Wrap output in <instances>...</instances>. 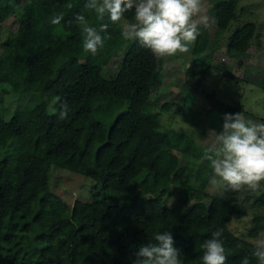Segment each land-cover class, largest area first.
Returning <instances> with one entry per match:
<instances>
[{
    "label": "trees",
    "instance_id": "1",
    "mask_svg": "<svg viewBox=\"0 0 264 264\" xmlns=\"http://www.w3.org/2000/svg\"><path fill=\"white\" fill-rule=\"evenodd\" d=\"M209 1L215 27L211 34L199 28L190 78L211 68V55L235 17L238 0ZM86 3L24 0L16 10L0 0V23L9 15L17 21L15 33L0 40V263L133 264L141 245L170 231L183 264H203L201 245L222 230L226 264L245 257L258 264L254 244L227 226L244 213L236 199L206 192L212 170L201 161L204 149L184 132L162 127L152 112L170 106L151 96L162 78L160 59L138 41L125 40L119 23L98 19ZM56 13L64 16L59 25L50 22ZM78 14L97 30L108 25L96 55L83 49ZM134 14L133 8L125 19ZM254 30L250 21L236 27L227 54L239 59ZM116 55V71L107 73ZM217 69L224 80L237 81L222 64ZM41 80L47 88L38 89ZM20 93L29 94L26 102L5 116L3 96ZM65 103L71 111L60 120ZM238 108L227 105L224 114ZM51 167L87 177L91 198L61 200L49 188ZM259 196L257 205L264 202ZM250 221L248 235L255 236L264 212Z\"/></svg>",
    "mask_w": 264,
    "mask_h": 264
},
{
    "label": "rangeland",
    "instance_id": "2",
    "mask_svg": "<svg viewBox=\"0 0 264 264\" xmlns=\"http://www.w3.org/2000/svg\"><path fill=\"white\" fill-rule=\"evenodd\" d=\"M5 6L20 8L24 0H2ZM204 11L209 20L204 27L211 34L215 27L214 11L209 0H203ZM135 14L127 21H134ZM198 19V17H197ZM255 25L251 43L239 59L229 56L226 43L232 31L244 22ZM224 30L222 37L211 55V68L204 75H188V65L192 60L190 51L177 53L174 56L160 57L161 80L152 89V98L158 105L169 103L166 110L156 106L152 112L158 117L162 127H169L189 135L196 145L205 150L207 145L201 141L207 138L208 131L214 129L219 132L223 128L224 109L227 105L236 107L246 119L260 123L264 116V0H238L235 17ZM17 21L14 15H9L0 23V40L15 33ZM191 49V48H190ZM121 55L110 58L106 65L107 73L116 71V64ZM238 60L240 62H238ZM223 65L225 71L237 77V81L224 80L220 76L217 65ZM48 87L46 80H41L38 89ZM29 94H6L3 96V113L5 116L19 109L26 102ZM201 140V141H200ZM49 188L56 196L68 204L75 200L87 201L91 198V182L84 175L51 167L48 173ZM206 184V192L219 194L226 199H236L243 210V214L233 216L227 223L228 228L237 236L253 243L264 237V222L255 236H249L250 219L260 212H264V202L257 205L255 198H264V181L261 188L252 191L244 186L239 191L214 189L210 180ZM196 185L195 182H193ZM206 200V199H205ZM207 201V200H206ZM2 264V263H0Z\"/></svg>",
    "mask_w": 264,
    "mask_h": 264
},
{
    "label": "clouds",
    "instance_id": "3",
    "mask_svg": "<svg viewBox=\"0 0 264 264\" xmlns=\"http://www.w3.org/2000/svg\"><path fill=\"white\" fill-rule=\"evenodd\" d=\"M66 7L70 9L72 4ZM85 8L100 20L107 16L113 24L119 23L125 40H136L160 57L189 52L200 35L199 25L207 27L209 20L201 15L203 0H87ZM133 8L134 21L130 22L125 19V13ZM63 19V13H56L50 22L59 25ZM75 21L81 27L84 51L96 55L107 38L100 32H106L108 25L102 24L97 30L83 14H78ZM70 111L63 104L58 118L66 119ZM53 114H57L55 108ZM223 119L221 131L211 129L207 138L200 140L207 145L201 161L209 162L213 174L210 184L214 189L239 191L247 186L257 191L264 181V123L246 119L242 112L226 113ZM222 234V230H216L201 245L203 264H226L229 253ZM154 240L155 243L139 247L133 264H183L181 250L174 246L170 231L157 232ZM252 255L258 264H264V237L255 240ZM241 264L250 261L245 257Z\"/></svg>",
    "mask_w": 264,
    "mask_h": 264
}]
</instances>
